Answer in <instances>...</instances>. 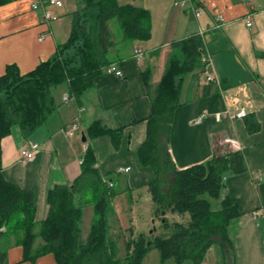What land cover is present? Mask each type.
<instances>
[{"label": "crops", "instance_id": "1", "mask_svg": "<svg viewBox=\"0 0 264 264\" xmlns=\"http://www.w3.org/2000/svg\"><path fill=\"white\" fill-rule=\"evenodd\" d=\"M34 2L11 0L0 6V76L10 65H15L22 75L30 73L40 63L51 60L58 46L69 39L71 14L76 11L66 14L69 0L62 8L50 9L55 18L49 23L41 11L32 8ZM120 3L149 11L151 38L138 43L120 40L118 44L113 37L115 46L109 51V58L122 76L106 72L97 76L93 88L83 94L82 105L75 100L64 101L65 96L72 98L69 84L53 88L57 110L29 139L23 137L18 125L13 126L1 142L4 178L33 193L35 219L42 223L49 215L50 192L57 186L74 185L91 148L103 181L118 190L113 199V218L116 216L121 223L124 212L134 209L133 196L136 201L144 196V206L151 207L149 204L154 202L148 187L155 173L141 165L137 154L146 140L152 114L147 82L155 90L179 54L172 44L198 35L204 57L210 54L211 61L205 70L188 72L182 79L169 153L176 168L184 170L211 160L217 144L231 148L222 197H229L239 211L229 225L233 248L217 240L205 262L211 253L212 264H264V0ZM249 16L251 27L247 26ZM110 32L113 33L111 28ZM41 36L43 41L39 40ZM137 49L144 51L143 58L136 56ZM208 76L217 82L209 83ZM242 109L247 116L234 119L233 114ZM202 115V121L197 123ZM78 116L79 129L68 136L66 131ZM95 121L122 131L118 149L109 136L94 139L87 133ZM22 149L34 151L33 158L20 161ZM87 211L93 212V207L85 209L84 217ZM91 225L90 221L89 228ZM120 227L123 228L122 223ZM0 231L5 233L6 228ZM9 238L6 264H57L52 253L29 260L22 236L12 233ZM43 243L38 238L35 248Z\"/></svg>", "mask_w": 264, "mask_h": 264}, {"label": "trees", "instance_id": "2", "mask_svg": "<svg viewBox=\"0 0 264 264\" xmlns=\"http://www.w3.org/2000/svg\"><path fill=\"white\" fill-rule=\"evenodd\" d=\"M11 0H0V6ZM71 34L58 46L54 57L22 75L10 65L0 76V264H6L9 236L19 234L28 248V259L52 253L57 264H141L144 253L161 250V260L175 264H203L209 249L220 241L232 247L229 225L239 216L229 197H222L223 178L229 171L231 148L215 146L211 160L178 170L169 153L173 115L179 105L181 82L188 72L202 68L204 46L198 35L176 41L174 57L155 90L147 82L152 101L147 137L138 150L142 166L151 168L155 179L149 192L156 212L188 214L187 223L170 224L162 216L164 229L171 232L151 243L139 241L132 254L122 258L117 236L112 233L115 187L105 183L98 170L95 151L89 149L82 162V173L72 187H55L49 195L50 211L42 223L36 222L34 195L7 181L2 174L1 142L18 125L29 139L57 110L53 88L69 84L72 97L82 105L83 94L93 88L94 79L113 64L109 51L115 46L109 23L116 21L123 41H147L151 38L148 10L120 0H83L82 7L71 14ZM210 83V82H209ZM256 130L253 127V131ZM87 133L94 139L109 136L115 149L122 131L93 122ZM77 197H79L77 199ZM208 198L220 200V209H212ZM93 207L94 220L86 239L82 236L85 209ZM218 237V239H216ZM38 238L43 245L36 247ZM211 240V241H209Z\"/></svg>", "mask_w": 264, "mask_h": 264}, {"label": "rangeland", "instance_id": "3", "mask_svg": "<svg viewBox=\"0 0 264 264\" xmlns=\"http://www.w3.org/2000/svg\"><path fill=\"white\" fill-rule=\"evenodd\" d=\"M124 2H130L135 0H123ZM70 6L66 7V14L67 12L70 14L74 10L79 9L82 7L83 0H69ZM63 3L65 4V0H63ZM110 28L112 30V38L114 37L115 42L121 43L123 40L122 32L119 28V25L116 21L110 22ZM156 37L160 38L162 36L156 35ZM121 40V41H120ZM149 41V40H148ZM138 43V41H135ZM142 42V41H139ZM146 42V41H145ZM147 44H150L149 42ZM142 199L136 201V197L133 196L132 201L134 209L131 211H125L122 218V226L120 227L121 223L119 222V219L115 216L111 217V227H112V233H114L117 236V239L119 241L121 253L120 256L122 258L126 257L128 254L133 253V249L136 246V244L139 241H143L144 243H151L154 238L156 237H163L164 235H167L171 232L170 229H164L162 227V216L168 218L171 225L174 223H187L189 220V215H178L173 214L171 212L165 213V215H159L156 212L155 205L149 204L150 206H144V196H141ZM210 201L212 209L218 210L220 209V200L211 199L208 198ZM90 213V214H89ZM94 213L93 212H86L85 214V224L83 225V236L86 238L87 233L90 231L91 226L89 228L90 221L94 220ZM218 239V237H216ZM211 241V240H209ZM208 253V252H207ZM207 255V254H206ZM161 250L158 248H153L147 250L144 255L141 258V264H175V261L173 259H166L161 260ZM206 260V256H205ZM203 262V264H212V254L210 253L208 256V262ZM186 264H191V262H187Z\"/></svg>", "mask_w": 264, "mask_h": 264}, {"label": "built area", "instance_id": "4", "mask_svg": "<svg viewBox=\"0 0 264 264\" xmlns=\"http://www.w3.org/2000/svg\"><path fill=\"white\" fill-rule=\"evenodd\" d=\"M63 0H35V2L32 5V8L35 11H41L42 12V16L43 19L46 23H49L50 21H52L55 17L52 13V11L50 10L51 8L55 7V8H62L63 7ZM223 18H220V21H222ZM247 26L251 27L252 26V17L249 16L247 17ZM40 41L44 40V36H41L39 38ZM135 54L138 58H143L144 57V51L142 50H136ZM211 61V57L210 54H208V56H205L203 58V62L208 65ZM106 73H114L116 76H122V72L120 70H118L115 65H110L109 67H107V69L105 70ZM209 82H217L216 79H214L211 76L207 77ZM72 100H75L74 97H69V96H65L64 97V101L66 103L71 102ZM247 116V112L242 109L240 112L233 114V118L234 119H242L245 118ZM204 115H202L201 117H199L196 122L200 123L203 119ZM80 122H81V116H78L75 121H73V123L71 124V127L66 131V134L68 136H73L77 130L79 129L80 126ZM36 147V146H35ZM34 156V151H29L27 149H22L20 152V161L25 162L26 160H31ZM110 186H113L112 183H110Z\"/></svg>", "mask_w": 264, "mask_h": 264}, {"label": "water", "instance_id": "5", "mask_svg": "<svg viewBox=\"0 0 264 264\" xmlns=\"http://www.w3.org/2000/svg\"><path fill=\"white\" fill-rule=\"evenodd\" d=\"M83 141H86V137L85 134L83 133ZM163 215H165V212L162 213ZM165 221V219H163V222Z\"/></svg>", "mask_w": 264, "mask_h": 264}]
</instances>
